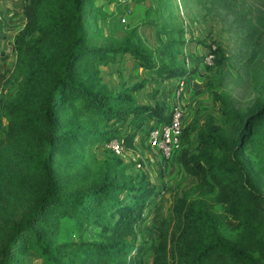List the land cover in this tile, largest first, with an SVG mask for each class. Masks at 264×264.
I'll use <instances>...</instances> for the list:
<instances>
[{"label":"trees","instance_id":"1","mask_svg":"<svg viewBox=\"0 0 264 264\" xmlns=\"http://www.w3.org/2000/svg\"><path fill=\"white\" fill-rule=\"evenodd\" d=\"M105 1L23 2L15 59L0 72L10 90L1 101L0 264H24L27 255L38 264H264V9L195 0L210 19L231 16L251 98L240 107L211 77L201 84L197 94L211 96L214 111L196 109L201 117L183 124L170 161L191 182L179 190L103 148L114 139L137 148L138 136L168 123L177 80L197 70L187 66L192 38L176 18L179 0H149L145 19L119 38L98 28ZM207 37L194 43L216 47L210 68L222 74L225 55ZM127 60L131 81L119 78ZM111 66L112 88L103 79ZM147 222L151 241L140 228Z\"/></svg>","mask_w":264,"mask_h":264},{"label":"rangeland","instance_id":"2","mask_svg":"<svg viewBox=\"0 0 264 264\" xmlns=\"http://www.w3.org/2000/svg\"><path fill=\"white\" fill-rule=\"evenodd\" d=\"M140 0H111L110 3L105 1L103 6V11L105 12L104 16L98 22V28L102 29V32L105 35H112L116 37H120L127 31V28L130 24H135L140 19L143 18L146 6L149 5V0H143L142 3H137ZM246 7L250 5L257 4V7L260 6L264 9V0H246ZM180 9H178L177 20H183L184 26H186L187 31L189 33V38L191 39V43L193 45H201L194 44L196 39L202 40L207 37V42L214 41V43L222 50L225 55V61L222 66V70L224 71L222 74H217L216 65L214 68H206L204 67L203 57L207 49L203 45L199 46L200 52L203 53L198 59L197 53L191 51L189 55V59L192 64L198 65L197 70L202 77H197L200 86L204 85L206 82V78H210L214 86V90H219L217 85L221 86V89L228 92L232 99L235 100V104L237 106L243 107L249 101L250 94L244 88L243 83L241 82L240 70L242 68L243 61H245V56L242 53V42L239 40V35L234 34L233 30L234 25L231 28V16H227L225 20H214L210 19L207 15H205V11L200 7V5L195 0H179ZM3 9H5V4L3 2L0 3V13L3 17ZM88 13L84 11L83 23L84 27L87 26L89 28V22L86 16ZM124 18V22L121 21V18ZM86 29V28H85ZM140 32L142 36L153 45L155 43L153 32L148 31L146 28H141ZM264 43V39H262ZM213 43V44H214ZM214 46V45H213ZM215 47V46H214ZM198 48V50H199ZM216 49V47H215ZM199 53V51H198ZM260 67L264 68V54L262 58L259 60ZM130 62L127 61L123 68L119 69V78L125 79L126 81L130 80V75L132 70H127L126 68L129 66ZM212 66V67H213ZM115 67H109L107 69H103V79L107 81L109 86L116 87V73L114 72ZM263 72V71H261ZM135 75V74H134ZM134 78V79H133ZM131 79L135 80L136 76ZM131 81V80H130ZM204 90V86H203ZM10 92L9 88H5L0 84V101L4 98L5 95H8ZM140 97V95H139ZM210 97L204 91H201L197 94L194 93L193 96L189 94V98L186 103V111L184 122H190L194 117L200 118V114L196 111V109H206V111H214L212 102L210 101ZM200 112V111H199ZM202 113V112H200ZM137 141H141L140 137H137ZM137 144V148H126V159L125 161L131 160V155L138 154L143 158L144 161V172L148 174V177L152 182L156 183L158 186H165V183L169 186H173L172 189H182L180 186L182 183L190 184V182H186L185 178H182V175L178 172V167L176 165L171 164L169 160L167 162L168 165H172V170L166 174L163 172L164 162L160 158L157 153L152 152L145 145ZM137 151H134V150ZM104 150V149H103ZM92 151L101 157L102 151L97 149V151L92 149ZM126 161V162H127ZM130 163V162H127ZM134 171V170H133ZM136 172V171H135ZM176 185V186H175ZM180 186V187H178ZM178 187V188H177ZM160 204L166 208L170 205L172 201V192L168 190L163 196L161 195ZM216 210L219 211L220 207H216ZM141 228L143 234H145L146 238L151 241L154 236V230L152 229L149 222L145 223ZM41 263L39 259H35L31 255H27L25 257L24 264H38Z\"/></svg>","mask_w":264,"mask_h":264},{"label":"built area","instance_id":"3","mask_svg":"<svg viewBox=\"0 0 264 264\" xmlns=\"http://www.w3.org/2000/svg\"><path fill=\"white\" fill-rule=\"evenodd\" d=\"M124 20L125 19L122 17L121 21L124 22ZM2 23L3 17L0 13V28L2 27ZM214 49L215 47L211 46L209 49L206 50L203 57V63L205 66H211L213 64L214 55L212 51ZM189 65L190 63L187 62L188 67ZM186 87V78H180L177 80V86L174 89L172 95L170 96L169 101V122L166 124L154 126L145 137L141 138V136H138L141 138L140 142H137L136 140V145H145L147 148L152 150V152L157 153L162 159V161L170 160L174 150L179 147V140L184 124L187 103V100L185 99ZM103 148L109 149V151L117 157H121L124 160L126 159L125 144L122 139H114L111 142L103 145ZM127 162H132L134 164V167L138 169H144L145 167L143 158L136 153L135 155H131V160Z\"/></svg>","mask_w":264,"mask_h":264},{"label":"crops","instance_id":"4","mask_svg":"<svg viewBox=\"0 0 264 264\" xmlns=\"http://www.w3.org/2000/svg\"><path fill=\"white\" fill-rule=\"evenodd\" d=\"M111 1V0H109ZM5 4V9H3V23L2 28H0V72L3 69L9 68L15 59V55L12 50L13 46V37L14 35L24 26L25 19L23 16V2L24 0H0V3ZM110 3V2H109ZM100 21V20H99ZM104 34V33H103ZM105 35V34H104ZM124 35V34H123ZM122 35V36H123ZM112 36V35H110ZM120 36V37H122ZM116 37V36H113ZM119 38V37H118ZM195 44V43H194ZM203 45L202 43H198ZM189 43L187 46V53H190L194 50L195 53L199 54L198 59H201L200 56L203 54L200 52L199 46ZM199 48V50H198ZM199 51V53H198ZM130 62V60H127ZM126 61V62H127ZM132 62H130L131 64ZM126 64V63H125ZM129 64V66H130ZM128 66V67H129ZM190 66H194L191 62ZM196 66V64H195ZM114 68V66H111ZM197 77H202V74L198 70L192 72L186 77L187 87L185 89V99L188 100L189 94L194 95L199 90L200 83ZM170 101V97L168 99ZM5 123V120L2 116L1 101H0V127ZM137 140V139H136ZM135 140V142H136ZM138 142V141H137Z\"/></svg>","mask_w":264,"mask_h":264}]
</instances>
